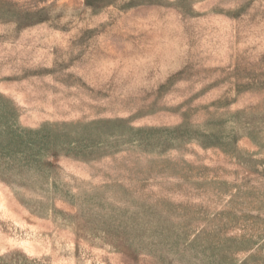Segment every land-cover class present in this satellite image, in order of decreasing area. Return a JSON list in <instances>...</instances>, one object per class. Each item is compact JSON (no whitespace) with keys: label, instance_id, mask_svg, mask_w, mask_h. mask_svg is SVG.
<instances>
[{"label":"rangeland","instance_id":"374dc122","mask_svg":"<svg viewBox=\"0 0 264 264\" xmlns=\"http://www.w3.org/2000/svg\"><path fill=\"white\" fill-rule=\"evenodd\" d=\"M0 264H264V0H0Z\"/></svg>","mask_w":264,"mask_h":264},{"label":"bare ground","instance_id":"6f19581e","mask_svg":"<svg viewBox=\"0 0 264 264\" xmlns=\"http://www.w3.org/2000/svg\"><path fill=\"white\" fill-rule=\"evenodd\" d=\"M25 242H27V240H25Z\"/></svg>","mask_w":264,"mask_h":264}]
</instances>
